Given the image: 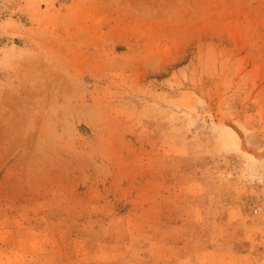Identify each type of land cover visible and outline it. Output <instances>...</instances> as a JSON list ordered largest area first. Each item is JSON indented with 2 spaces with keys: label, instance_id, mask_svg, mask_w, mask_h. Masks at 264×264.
Returning <instances> with one entry per match:
<instances>
[{
  "label": "rangeland",
  "instance_id": "rangeland-1",
  "mask_svg": "<svg viewBox=\"0 0 264 264\" xmlns=\"http://www.w3.org/2000/svg\"><path fill=\"white\" fill-rule=\"evenodd\" d=\"M0 264H264V0H0Z\"/></svg>",
  "mask_w": 264,
  "mask_h": 264
}]
</instances>
